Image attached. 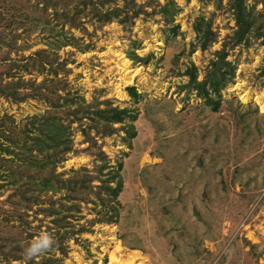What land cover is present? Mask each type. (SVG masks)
Listing matches in <instances>:
<instances>
[{"label": "rangeland", "instance_id": "374dc122", "mask_svg": "<svg viewBox=\"0 0 264 264\" xmlns=\"http://www.w3.org/2000/svg\"><path fill=\"white\" fill-rule=\"evenodd\" d=\"M262 2L246 0V5L259 17ZM135 3L150 14L140 13L126 26L113 19L99 27L90 9L79 15L78 29L58 24L57 30L79 38L86 50L75 45L52 50L48 34L38 29L18 40L24 48L10 53L14 59L41 49L56 51L58 61H66L67 72L59 77L72 93L87 103L108 100L135 116L115 125H132V131L105 138L91 133L107 155L103 174L115 177L113 187L121 183L119 217L83 233L84 245L69 241L64 263L110 264L115 257L112 264H264V38L251 34L248 43L231 44L236 22L229 0ZM163 7L174 12L172 17L160 12ZM16 13L0 0V30L14 28L10 21ZM201 20L210 22L215 34L205 50L195 30ZM224 46L233 73L214 112L187 86V71L195 66L202 81ZM8 49L3 46L0 55ZM132 53L140 60H132ZM19 76L40 83L45 74L20 71ZM129 87L141 98L133 99ZM46 109L34 99L0 98V115H11L18 124ZM72 127L76 151L57 171L66 176L86 168L96 174L101 162L88 150L79 125ZM82 205L81 224L101 209L96 202Z\"/></svg>", "mask_w": 264, "mask_h": 264}, {"label": "trees", "instance_id": "16d2710c", "mask_svg": "<svg viewBox=\"0 0 264 264\" xmlns=\"http://www.w3.org/2000/svg\"><path fill=\"white\" fill-rule=\"evenodd\" d=\"M3 1L7 8L17 13L10 21L14 28H9L8 32L0 30V50L5 45L9 48L0 55V63L5 64L0 72V98L13 103L34 99L45 103L47 109L27 117L21 124L11 115H0V264H65L70 251L69 241L84 245L85 241L80 238L83 233H91L96 224L116 223L119 217L116 198L121 183L117 181L113 187L111 183L115 182V177L103 174L108 164L107 155L91 133L105 138L125 128L132 131V125L118 128L115 125L124 124L126 119L132 120L135 116L130 109L114 107L108 100L87 103L71 92L66 79L59 77L61 71L67 72L66 61L59 62L56 51L52 50L75 45L83 51L89 46L82 47L80 39L69 36L63 28L57 30L58 24L80 28L79 15L86 9L94 14L99 27L113 19L126 26L140 13H150L144 10V6H137L135 0ZM70 1L75 3L73 8L69 7ZM229 3L236 22V30L231 36L233 46L248 43L251 34L264 38V12L257 17L253 9H248L246 0H229ZM160 12L166 17H172L174 13L167 7L161 8ZM19 29L23 30L22 33ZM38 29L48 34L46 38L51 41L47 44L52 50L41 49L28 57L12 59V51L24 48L17 45L18 40ZM195 30L202 49H207L215 41L210 22L201 20ZM225 57L224 46L202 81L197 79L195 66L187 71V86L192 87L214 112L220 107L222 88L231 79L228 74L233 73ZM130 58L140 60L134 53ZM20 71L28 74L35 71L45 76L37 83L19 76ZM127 91L133 99L141 98L135 87H129ZM212 94L218 99H214ZM74 123L81 128L88 150L101 162L96 174L86 168L73 170L66 176L64 172L57 171L67 155L76 151L72 138ZM95 181L100 184L94 185ZM91 196L96 200L92 201ZM90 202L98 203L101 209L96 210L94 219L81 224L79 220L84 218L80 215L82 204ZM44 207L46 210L43 212ZM41 214L43 216L39 217ZM35 221L37 225H33ZM43 227L51 238L49 247L28 256L25 249L43 233Z\"/></svg>", "mask_w": 264, "mask_h": 264}, {"label": "clouds", "instance_id": "9594fccd", "mask_svg": "<svg viewBox=\"0 0 264 264\" xmlns=\"http://www.w3.org/2000/svg\"><path fill=\"white\" fill-rule=\"evenodd\" d=\"M51 238L47 233H42L36 240L32 241L30 246L25 249L28 256H33L49 247Z\"/></svg>", "mask_w": 264, "mask_h": 264}, {"label": "bare ground", "instance_id": "6f19581e", "mask_svg": "<svg viewBox=\"0 0 264 264\" xmlns=\"http://www.w3.org/2000/svg\"><path fill=\"white\" fill-rule=\"evenodd\" d=\"M113 261H117L118 262V259H116L115 257H112V261L110 264H112Z\"/></svg>", "mask_w": 264, "mask_h": 264}]
</instances>
